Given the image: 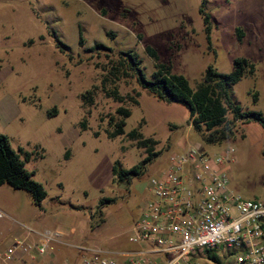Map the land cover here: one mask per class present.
Here are the masks:
<instances>
[{
    "label": "rangeland",
    "instance_id": "374dc122",
    "mask_svg": "<svg viewBox=\"0 0 264 264\" xmlns=\"http://www.w3.org/2000/svg\"><path fill=\"white\" fill-rule=\"evenodd\" d=\"M202 2L0 0V131L17 152L32 153L26 168L48 192L38 205L26 190L8 183L0 186L1 246L25 238L28 232L23 226H27L35 231H62L57 244L64 253L60 260L71 264L77 263L80 245L107 251L128 247L132 227L152 197L151 177L167 170L174 154L196 145L213 154L233 146L236 160H226L231 188L245 199L264 201V128L258 121L236 120L233 136L206 144L186 106L159 100L135 75L117 82L119 93L126 97L123 102L103 89L110 62L121 51L137 53L152 78L155 60L146 51L151 45L161 62L171 64L193 86L209 65L229 73L235 58L243 56L255 63L256 72L232 86V97L244 110L264 117V0H206L210 38L200 12ZM237 27L243 31L241 40ZM52 30L67 47L57 44ZM96 43L106 47L95 48ZM95 86L99 88L93 103H85L82 94ZM106 87L112 88L110 82ZM253 92H258V102ZM120 106L131 109L132 115L127 118L126 134L110 138L111 118H121ZM135 127H140L144 138L157 140L159 155L143 176L121 183L113 177L114 162L131 168L147 155L127 134ZM103 198L113 201L101 204ZM99 216L104 222L92 227L93 217ZM215 253L221 263L204 256L200 260L238 264L234 251L224 246Z\"/></svg>",
    "mask_w": 264,
    "mask_h": 264
},
{
    "label": "built area",
    "instance_id": "2783aa9c",
    "mask_svg": "<svg viewBox=\"0 0 264 264\" xmlns=\"http://www.w3.org/2000/svg\"><path fill=\"white\" fill-rule=\"evenodd\" d=\"M201 147L174 154L169 168L151 177L152 197L128 247L80 245L76 264H203L204 250L223 246L234 251L238 264H264V201L245 199L231 188L226 160H236L233 146L214 154ZM23 228L25 238L0 245V264H71L58 257L62 231ZM31 234L37 239L30 240Z\"/></svg>",
    "mask_w": 264,
    "mask_h": 264
},
{
    "label": "trees",
    "instance_id": "16d2710c",
    "mask_svg": "<svg viewBox=\"0 0 264 264\" xmlns=\"http://www.w3.org/2000/svg\"><path fill=\"white\" fill-rule=\"evenodd\" d=\"M200 12L206 24L208 38H210L211 15L206 11V0H203ZM236 30L238 39L241 40L243 31L240 27H237ZM52 36L57 44L67 47V44L62 41L55 30H52ZM30 42H34V40H30ZM79 42L83 43L81 27H79ZM94 47L105 48L106 46L96 43ZM146 51L155 60L156 69L152 78L147 77L142 66V60L137 53L133 50L121 51L119 57L110 62L108 74L103 80V89L107 96L113 97L118 102L125 101L126 97L119 93L117 82L135 75L140 85L159 100L186 106L190 111L194 129L199 132L206 144H219L233 136L236 120H242L243 123L255 120L264 128V117L261 112L244 110L242 105L232 97L233 85L240 82L244 77L255 75L256 65L250 59L243 56L236 57L233 69L229 73H222L213 65H209L203 79L193 86L184 74L175 73L171 64L161 62L154 47L147 45ZM107 82H110L112 88L106 87ZM98 88L95 86L83 93V101L87 104L93 103ZM252 97L254 102H258V92H253ZM134 101L138 103L137 100L134 99ZM117 113L121 115V118L118 120H115L114 117L111 118L113 130L107 131L110 138L126 134L127 118L132 115L131 109L124 106L118 107ZM52 114L54 111H51ZM81 128L87 129L86 119L81 121ZM127 134L131 139L137 140L138 145L145 148L147 153L140 162L131 168L122 167L119 160L114 162L113 177L121 183L129 184L132 179L144 175L147 165L159 155V152L156 150L157 140L152 137L144 138L140 127L133 128ZM21 154H24V160L21 158ZM31 156L32 153L24 152L23 149H20V153L17 152L8 135L0 131V186L8 183L16 189H24L30 193L34 202L40 205L47 197L48 192L43 183L34 178V172L26 168V161H29ZM107 201H113V199L103 198L101 204H105ZM101 221L104 222V218L101 216L98 220L93 217L92 227L99 225ZM215 250L206 249L203 251V255L208 260L221 263V259Z\"/></svg>",
    "mask_w": 264,
    "mask_h": 264
},
{
    "label": "crops",
    "instance_id": "0c3cea01",
    "mask_svg": "<svg viewBox=\"0 0 264 264\" xmlns=\"http://www.w3.org/2000/svg\"><path fill=\"white\" fill-rule=\"evenodd\" d=\"M0 245H1V244H0ZM62 256H64L63 251H62V250L58 251V257L60 258V257H62Z\"/></svg>",
    "mask_w": 264,
    "mask_h": 264
}]
</instances>
